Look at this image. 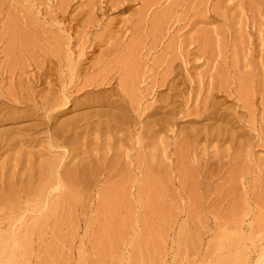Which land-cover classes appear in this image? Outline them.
Instances as JSON below:
<instances>
[{
    "label": "rangeland",
    "instance_id": "1",
    "mask_svg": "<svg viewBox=\"0 0 264 264\" xmlns=\"http://www.w3.org/2000/svg\"><path fill=\"white\" fill-rule=\"evenodd\" d=\"M63 153L74 191L0 264H254L264 0H0V234Z\"/></svg>",
    "mask_w": 264,
    "mask_h": 264
},
{
    "label": "bare ground",
    "instance_id": "2",
    "mask_svg": "<svg viewBox=\"0 0 264 264\" xmlns=\"http://www.w3.org/2000/svg\"><path fill=\"white\" fill-rule=\"evenodd\" d=\"M157 29V28H156ZM113 66V65H112ZM107 76V75H106ZM105 77V76H104ZM108 78V77H107ZM91 80V79H90ZM89 80V81H90ZM114 80V79H113ZM87 82V81H86ZM104 82H105V80H104ZM112 82V81H111ZM122 82V81H121ZM120 82V83H121ZM123 84V83H122ZM16 100V99H15ZM78 122H79V120H78ZM77 124V122H71V121H69V122H67V123H65L64 124V127H65V129H68V130H72L73 128H74V126ZM77 128V127H76ZM55 131V130H54ZM59 133L60 132H56V134H58L59 135ZM6 135V134H5ZM63 135L64 134H62V135H59V136H62L63 137ZM67 135V134H66ZM65 135V136H66ZM3 138H4V136H3ZM59 138H61V137H59ZM55 139V138H54ZM5 140V139H4ZM63 140V139H62ZM64 141H66V140H64ZM5 142V141H4ZM11 142V141H10ZM67 142H69L68 140H67ZM67 142H64V145H67ZM61 143V142H60ZM66 143V144H65ZM62 144V143H61ZM69 145V144H68ZM67 145V146H68ZM58 146V145H57ZM66 147V146H65ZM58 148V147H57ZM63 148H64V146H63ZM66 152V151H65ZM65 153H63L62 154V156L59 158V161H57V160H53V161H51V163L47 166L48 167V171H49V173H50V180H49V182L48 183H45V185L41 188V189H39V188H37V189H39V190H41L40 192L42 193H40L41 194V197L40 198H38V199H36V198H34V199H36V200H38V204H39V206H37V207H34V208H29L30 206H34V205H31V202H30V205H29V207L28 208H26V209H24V210H19L20 208L18 207L17 208V205H15V204H18V203H15L14 204V206L19 210H17L18 211V213L16 212V210H14L17 214H16V217H14V220L13 221H11V222H9L10 223V227L8 228V231H7V234H0V237H2V235H4V236H6V238H1L0 239V241H2V242H0V244H2L1 245V247H0V256L2 257L3 255H8L9 256V258H14V257H17V256H19V257H23L24 256V254H25V252L27 253V254H29V252L28 251H26L25 250V247L27 246V245H32V243L34 242V241H36V238H40L42 235H43V233L45 232V230L49 227V222H51L50 220L53 218V217H56V214H57V212H58V209H59V207L64 203V201L66 200V198H67V196L69 195V192L72 190V185H70L69 183H67L65 180H64V178H63V175H62V170L64 169V167H66V162L67 161H64V163L62 164L61 163V161H63V159L65 158ZM74 155V154H73ZM71 156H72V153H71ZM17 157V156H16ZM59 157V156H58ZM57 157V158H58ZM71 158V157H70ZM73 158V157H72ZM75 158V157H74ZM16 159V158H15ZM14 159V160H15ZM17 159H19V158H17ZM16 159V160H17ZM56 159V158H55ZM20 160V159H19ZM45 160V159H44ZM18 161V160H17ZM48 161V160H47ZM44 162V161H43ZM68 162H70V160L68 161ZM15 163L16 162H14V165H15ZM18 163V162H17ZM33 163V162H32ZM39 163V162H38ZM47 163V162H46ZM78 163V162H77ZM19 164V163H18ZM21 164V163H20ZM40 164H42V162L40 163ZM95 164V163H94ZM13 165V166H14ZM17 165V164H16ZM30 165V164H29ZM43 165V164H42ZM87 165V164H86ZM19 166V165H18ZM17 166V167H18ZM32 166H34L33 164H32ZM96 166V165H95ZM42 167V166H41ZM72 167V166H71ZM15 168H16V166H15ZM23 168V167H22ZM40 168V167H39ZM89 168H90V166H89ZM101 168V167H100ZM29 169V168H28ZM38 169V168H37ZM42 169V168H41ZM3 170V169H2ZM1 169H0V171H2ZM13 170H15L14 168H13ZM43 170V169H42ZM94 170V169H93ZM16 171V170H15ZM25 171H27V170H25ZM44 171V170H43ZM95 171V170H94ZM97 171V170H96ZM16 172H19V171H16ZM15 172V173H16ZM72 172V171H71ZM27 173V172H26ZM66 173H67V171H66ZM0 174H2L1 172H0ZM29 173H27V175H28ZM88 174V172H84V176H86ZM26 175V174H25ZM68 175V174H67ZM95 175H96V173H95ZM2 176H4V174L2 175ZM11 176V175H10ZM37 176H39L38 174H37ZM6 177V176H5ZM14 177V176H13ZM13 177H11L12 179H14L15 180V178H13ZM17 177V176H16ZM40 177H42V175H40ZM1 178H3V177H1ZM7 178V177H6ZM10 178V177H9ZM44 178H45V176H44ZM65 178H67V177H65ZM11 179V180H12ZM18 179H20V181L23 179V175H22V179L20 178V177H18ZM34 180V179H33ZM47 180V179H46ZM5 180L3 179L2 180V183L4 182ZM19 181V180H18ZM23 181H24V179H23ZM35 181H36V179H35ZM41 181V180H40ZM39 181V182H40ZM10 182V181H9ZM8 182V183H9ZM6 183V182H5ZM30 183V182H29ZM33 183V182H32ZM43 183V182H42ZM78 183V182H77ZM21 184V183H20ZM82 184V183H81ZM10 185V184H9ZM27 185H28V183H27ZM26 185V186H27ZM30 185V184H29ZM36 185H38L37 184V182H36ZM25 186V185H24ZM25 186V187H26ZM81 186V185H80ZM83 186H85V185H83ZM147 186V185H146ZM149 187H148V189H149V191L150 190H152V192H153V194H157V188L155 187V185L154 184H152V183H150V185H148ZM1 188H2V185L0 186ZM5 187V186H4ZM28 187V186H27ZM30 187H31V185H30ZM79 187V186H78ZM117 187V186H116ZM16 188V187H15ZM113 188V187H112ZM151 188V189H150ZM7 189V188H6ZM18 189H19V187H18ZM25 189L26 188H24V191H25ZM30 189H32V188H30ZM81 189V188H80ZM86 189V188H85ZM147 189V190H148ZM160 189V188H159ZM10 190H12L11 189V187H10ZM34 190H36L35 188H34ZM82 190H84V189H82ZM82 190H80V191H82ZM112 190V189H111ZM117 190V189H116ZM123 190V189H122ZM146 190V189H145ZM4 192H5V190H3ZM9 191V190H8ZM13 191V190H12ZM21 191V190H20ZM28 191V190H27ZM74 191V190H73ZM73 191H71V192H73ZM79 191V190H78ZM85 191V190H84ZM120 192H122L121 191V189L119 190ZM118 191V192H119ZM0 192H1V190H0ZM11 192V191H10ZM9 192V193H10ZM14 192V191H13ZM19 192V191H18ZM22 192H23V190H22ZM31 192H33L34 193V191H31ZM31 192H29L30 194H33V193H31ZM151 192V191H150ZM6 193H8V192H6ZM27 193V192H26ZM26 193H24V194H21V193H19V196H17V198H20V194H21V196H23V195H26ZM36 193H37V191H36ZM39 193V192H38ZM83 193V192H82ZM81 193V194H82ZM146 193V192H145ZM1 194V193H0ZM4 194V193H3ZM79 194H80V192H79ZM152 194V193H151ZM14 195H17V194H14ZM28 195V194H27ZM36 195V194H35ZM74 195V194H73ZM2 196V195H1ZM5 196H8L7 194H5ZM29 196H31V195H29ZM34 196V195H33ZM32 196V197H33ZM157 196V195H156ZM196 196V195H195ZM8 197H11V198H13V196H8ZM26 197H28V196H26ZM38 197V196H37ZM30 198V197H29ZM1 200H3V198L1 197L0 198ZM8 199V198H7ZM72 199V198H71ZM77 199V198H76ZM78 199H79V197H78ZM196 200H197V202H199V200L197 199V198H195ZM195 199H193L190 203H195ZM19 200H23L22 198H20ZM26 200V202L28 201V199L26 198L25 199ZM69 200L70 199H68V202H69ZM75 200V199H74ZM154 200V202H156L157 201V199H153ZM5 201V200H4ZM7 201H10L9 199L7 200ZM7 201H5V202H7ZM13 201V200H12ZM30 201H31V199H30ZM67 201V200H66ZM72 201H73V199H72ZM72 201H70V202H72ZM11 202V201H10ZM6 203V204H8V206L5 204V207H4V209L7 207H9V209L8 210H10V206H9V204H11V203ZM14 202H16V201H14ZM78 201H76V203H77ZM153 202V203H154ZM197 202L195 203V204H197ZM259 202V201H258ZM260 202H261V200H260ZM2 201L0 202V205H2ZM21 203V202H20ZM74 203V202H73ZM4 204V203H3ZM72 204V203H71ZM110 204V203H109ZM114 204H116V203H114ZM194 204V205H195ZM25 205H26V203H25ZM36 206V205H35ZM68 206V207H67ZM74 205L72 204V207H73ZM114 206V205H113ZM121 206V205H120ZM0 207H2V206H0ZM21 207V206H20ZM25 207V206H24ZM63 207V206H62ZM61 207V208H62ZM3 208V207H2ZM7 208H6V210H7ZM13 208V207H12ZM11 208V209H12ZM15 208V209H16ZM65 208H70V206L68 205V204H66V207ZM65 208H62L63 209V211H65ZM23 209V208H22ZM71 209V208H70ZM73 209L75 210V207H73ZM73 209L72 210H70V211H72L73 212ZM61 210V209H60ZM114 210V209H113ZM12 211V213L14 212L13 210H11ZM21 211V212H20ZM63 211H62V216H63ZM67 211V210H66ZM6 212V211H5ZM4 212V213H5ZM61 212V211H60ZM72 212H69V210H68V215H72V214H70V213H72ZM3 213V214H4ZM9 213H11V212H9ZM65 213H67V212H65ZM1 214V213H0ZM2 214V215H3ZM13 214H15V213H13ZM61 214V213H60ZM0 216V217H2L3 218V216ZM12 215V214H11ZM10 215V218L11 219H13L12 218V216ZM61 216V215H60ZM64 216H65V214H64ZM64 216H63V218H64ZM67 216V215H66ZM65 216V217H66ZM69 216V217H70ZM74 216V215H73ZM118 217H120V216H118ZM71 218H73V217H71ZM4 219H6V221L7 220H11V219H8V216H6V218H4ZM65 219V218H64ZM68 219V218H67ZM120 219V218H119ZM58 220H60L59 218H58ZM113 220V219H112ZM1 221H2V219H1ZM4 221L5 220H3L1 223H3L2 225H4ZM5 221V222H6ZM53 221V220H52ZM68 221V220H67ZM110 221V220H109ZM115 221H117V220H114V222ZM119 221V220H118ZM117 221V222H118ZM56 222V221H55ZM120 222V221H119ZM128 222V221H127ZM108 223V222H107ZM115 224H117L116 225V227H114L115 229L116 228H119L118 227V223H115ZM115 224H114V226H115ZM120 224H122V223H120ZM7 225V224H6ZM122 226V225H121ZM54 228V227H53ZM254 228H256L255 230L257 231V233H262L261 235H263V236H260L258 239H262V241H264V224L262 225V226H258V227H254ZM253 228V229H254ZM110 230V229H109ZM118 230V229H117ZM2 231V230H1ZM2 233H3V231H2ZM68 233V232H67ZM253 234V233H252ZM56 235V234H55ZM107 235H108V233H107ZM109 236H110V234H109ZM108 236V237H109ZM73 237V236H72ZM107 237V236H106ZM111 237V236H110ZM57 238V237H56ZM59 238V237H58ZM69 238V237H68ZM111 238H113V237H111ZM41 239V238H40ZM24 249V250H23ZM23 251H25V252H23ZM105 251V250H104ZM26 254V255H27ZM32 255V254H31ZM31 255H29V256H31ZM25 257V256H24ZM254 264H264V249H263V251L260 253V256L258 257V259L256 260V262L254 263Z\"/></svg>",
    "mask_w": 264,
    "mask_h": 264
}]
</instances>
